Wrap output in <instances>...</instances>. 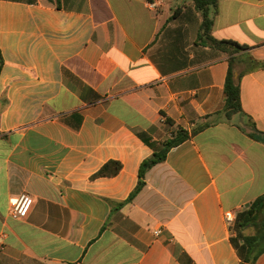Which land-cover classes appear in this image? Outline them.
<instances>
[{"label": "crops", "instance_id": "obj_1", "mask_svg": "<svg viewBox=\"0 0 264 264\" xmlns=\"http://www.w3.org/2000/svg\"><path fill=\"white\" fill-rule=\"evenodd\" d=\"M147 1L0 0V264L239 263L224 214L264 193V144L239 128L264 132V67L226 119L228 56L200 39L193 0ZM211 17L214 39L264 62V0H218ZM204 122L126 203L151 144Z\"/></svg>", "mask_w": 264, "mask_h": 264}, {"label": "trees", "instance_id": "obj_2", "mask_svg": "<svg viewBox=\"0 0 264 264\" xmlns=\"http://www.w3.org/2000/svg\"><path fill=\"white\" fill-rule=\"evenodd\" d=\"M193 3L196 9L201 12L203 18L200 39L204 37L211 47L228 56V71L224 82L225 99L220 114L229 119L233 115L242 113L240 78L247 71L263 68L264 62L253 59L249 54L251 48L245 44L232 40H216L211 36L213 26L211 14L216 13L218 0H193ZM2 65L3 59L0 54V70ZM166 124L172 125L169 120H166ZM209 126V122H204L190 132L177 128L171 132L168 138L151 144L153 152L140 163L138 182L126 200V203L131 202L144 187L145 175L149 169L162 163L173 147L180 145ZM239 128L250 139L264 144V132L259 131L251 120L242 122ZM110 166H113L112 171H108ZM119 169V163L109 162L95 176L115 175ZM232 230L235 234L230 240L237 251L239 257L238 264H254L257 258L264 253V193L255 198L246 209L238 212Z\"/></svg>", "mask_w": 264, "mask_h": 264}, {"label": "built area", "instance_id": "obj_3", "mask_svg": "<svg viewBox=\"0 0 264 264\" xmlns=\"http://www.w3.org/2000/svg\"><path fill=\"white\" fill-rule=\"evenodd\" d=\"M162 4L161 0H151L147 1L146 5L148 9L152 11H156L158 7ZM165 121V119H162ZM33 203V198L28 194H21L16 197H12L9 199V212L10 216L16 220H23L25 219L31 209ZM238 212L236 211H229L224 214V221L228 227H233L236 221ZM161 233L160 230H155L154 235L158 236ZM3 249V245L0 244V251Z\"/></svg>", "mask_w": 264, "mask_h": 264}, {"label": "water", "instance_id": "obj_4", "mask_svg": "<svg viewBox=\"0 0 264 264\" xmlns=\"http://www.w3.org/2000/svg\"><path fill=\"white\" fill-rule=\"evenodd\" d=\"M245 207H248V204Z\"/></svg>", "mask_w": 264, "mask_h": 264}]
</instances>
